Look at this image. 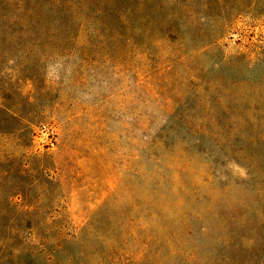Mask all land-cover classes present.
Returning a JSON list of instances; mask_svg holds the SVG:
<instances>
[{
  "label": "rangeland",
  "instance_id": "1",
  "mask_svg": "<svg viewBox=\"0 0 264 264\" xmlns=\"http://www.w3.org/2000/svg\"><path fill=\"white\" fill-rule=\"evenodd\" d=\"M70 12L0 34V264H264V0Z\"/></svg>",
  "mask_w": 264,
  "mask_h": 264
},
{
  "label": "trees",
  "instance_id": "2",
  "mask_svg": "<svg viewBox=\"0 0 264 264\" xmlns=\"http://www.w3.org/2000/svg\"><path fill=\"white\" fill-rule=\"evenodd\" d=\"M81 2L82 0H0V34L4 38L19 34L24 35L26 32L34 30V26L43 16H51L54 22L62 23L67 27L71 18V8L81 4ZM176 16L174 12L168 13L165 21L174 22ZM30 26L33 27L29 29ZM6 98H10V95L5 90L1 95L4 102L1 101L0 103V112L5 114L14 111L21 115L24 113L22 111L23 105L7 103ZM1 119L3 120V116L0 117V129L2 126ZM33 224L34 222L30 221L26 228L30 231L36 230L37 224Z\"/></svg>",
  "mask_w": 264,
  "mask_h": 264
}]
</instances>
